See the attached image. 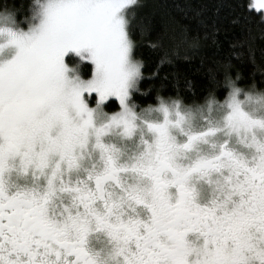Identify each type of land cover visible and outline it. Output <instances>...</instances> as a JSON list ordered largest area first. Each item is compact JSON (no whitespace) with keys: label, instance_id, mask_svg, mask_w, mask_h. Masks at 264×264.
I'll return each mask as SVG.
<instances>
[{"label":"snow or ice","instance_id":"1","mask_svg":"<svg viewBox=\"0 0 264 264\" xmlns=\"http://www.w3.org/2000/svg\"><path fill=\"white\" fill-rule=\"evenodd\" d=\"M140 6L0 10V264H264V88L138 104Z\"/></svg>","mask_w":264,"mask_h":264},{"label":"trees","instance_id":"2","mask_svg":"<svg viewBox=\"0 0 264 264\" xmlns=\"http://www.w3.org/2000/svg\"><path fill=\"white\" fill-rule=\"evenodd\" d=\"M28 2L0 0V10ZM139 2L133 38L146 79L138 104L147 106L157 95L187 104L200 103L209 93L223 99L225 66L233 79L239 74L241 88H264V21L245 6L248 0ZM82 71L90 66L82 65Z\"/></svg>","mask_w":264,"mask_h":264},{"label":"rangeland","instance_id":"3","mask_svg":"<svg viewBox=\"0 0 264 264\" xmlns=\"http://www.w3.org/2000/svg\"><path fill=\"white\" fill-rule=\"evenodd\" d=\"M253 2H254V0H253ZM244 89H246V88H244Z\"/></svg>","mask_w":264,"mask_h":264}]
</instances>
